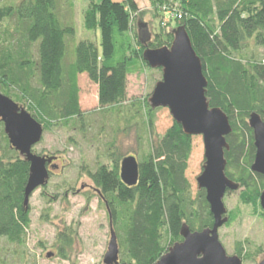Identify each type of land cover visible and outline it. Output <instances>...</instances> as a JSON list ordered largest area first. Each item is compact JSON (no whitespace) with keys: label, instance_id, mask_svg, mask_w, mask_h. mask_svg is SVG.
Instances as JSON below:
<instances>
[{"label":"trees","instance_id":"16d2710c","mask_svg":"<svg viewBox=\"0 0 264 264\" xmlns=\"http://www.w3.org/2000/svg\"><path fill=\"white\" fill-rule=\"evenodd\" d=\"M163 1L156 0L155 7ZM177 1L183 20L180 24L174 22V27L186 28L203 64L210 106L220 108L231 122L232 133L227 137L230 150L225 153L229 165L226 175L240 184V189L227 193H240L246 190L247 182H253L255 174L240 167L247 157L253 160L256 152L249 117L258 113L264 119V0ZM72 2L82 12L87 32L100 29L102 49L100 52L93 41L78 42L75 59L66 71L65 36H74L75 32L74 28L61 25L56 0H20L16 5L0 7V24L16 19L25 28L29 43L40 41L37 66L41 101L56 98L59 120L82 121L85 115L144 100L147 75L144 69H130V64L137 60L145 62L142 57L147 48L170 47L169 42L162 40V30L172 37L175 28L170 24L161 27L156 12L152 22L138 19L137 0ZM156 19L159 32L153 28ZM139 21L147 23L152 33V40L146 45L139 40ZM114 28L120 36L134 37V41L127 46L123 59L111 64ZM257 48L263 50L260 62L255 61L254 54L252 60L243 59L244 52L254 53ZM237 117L240 126L235 121ZM149 130L151 154L148 161L139 163L136 186L122 182L120 161L129 155L119 152L113 169L101 166L88 175L109 218L111 213L114 230L123 233L119 264H155L168 250L164 246L166 231L176 244L182 239L183 224L191 231H202L213 224L206 191L198 184L206 163L203 138L186 135L167 108L156 110ZM0 135L6 144L0 153V238L21 244L31 227L30 206H25L30 164L11 148L4 131ZM233 166L236 174L229 171ZM245 172L249 179L240 177ZM256 177L261 186L255 191L260 194L264 190V176ZM75 246L76 233L71 228L60 230L55 256L70 260Z\"/></svg>","mask_w":264,"mask_h":264},{"label":"rangeland","instance_id":"374dc122","mask_svg":"<svg viewBox=\"0 0 264 264\" xmlns=\"http://www.w3.org/2000/svg\"><path fill=\"white\" fill-rule=\"evenodd\" d=\"M19 1L0 0V7L13 6ZM137 2L138 19L152 22L155 12L158 14L156 0ZM162 3H165L167 12L176 8L174 13L179 10L181 13V5L177 0H164ZM56 14L63 27L74 28L75 32L74 36H65V71L75 59L78 42L93 41L101 52L100 29L95 32L86 31L84 16L74 7L72 0H56ZM157 16L160 21L162 15ZM158 20L153 23L157 32L160 31ZM172 23L170 25L174 29V22ZM162 33V40L172 44L174 35L169 37L164 30ZM25 34V28L16 19H7L0 24V93L24 106L44 126L42 141L34 147V152L41 156L60 157L61 160L59 168L51 171L48 184L38 188L30 196L31 227L23 243L15 244L6 238H0V264H104L111 238L109 214L105 206L101 205L99 196L89 189L82 190V187L91 185L88 175L94 174L101 166L113 169L118 152L136 155L139 163L148 161L152 149L149 121L156 112L152 109L149 98L156 85L162 81L163 72L161 69H151L142 60L134 61L130 64V69H144L148 78L144 100L85 115L82 121L76 118L59 120V115L55 112L58 105L56 98L43 102L40 99L37 66L40 41L29 43ZM132 38L134 37L120 36L114 28L115 51L111 64L123 59ZM253 54L255 61L262 60L261 48H257L254 53L247 50L242 56L248 61L252 60ZM235 119L240 126L238 117ZM1 123L0 131L3 132L4 125L1 126ZM5 146L4 139L0 137V153ZM253 163L254 159L247 157L240 167L252 172ZM248 164L250 166L247 167ZM229 171L234 174L235 166L229 168ZM256 175L254 174L253 182H247L245 191L227 193L223 199L228 222L218 231L219 241L227 255L238 256L242 259V264H260L264 258V210L260 203L264 190L260 194L256 193L255 189L261 186ZM242 176L250 178L247 172L244 175L241 173L240 177ZM65 228H71L76 233L75 250L67 261L55 256L54 247L58 232ZM115 230L120 244L123 233H118L116 228ZM164 237L167 253L175 244L168 231Z\"/></svg>","mask_w":264,"mask_h":264},{"label":"water","instance_id":"95a60500","mask_svg":"<svg viewBox=\"0 0 264 264\" xmlns=\"http://www.w3.org/2000/svg\"><path fill=\"white\" fill-rule=\"evenodd\" d=\"M137 27L140 42L143 45L150 43L152 33L148 24L139 21ZM173 35L170 47L147 48L143 52L142 58L147 65L163 72V79L156 85L149 103L155 110L167 108L186 135L203 138L206 163L198 184L201 190L206 191L214 223L211 228L202 231H191L187 224H183L180 231L182 242L171 247L155 264H242L238 256L227 255L218 235L219 229L228 222L223 199L228 191L240 189V184L226 175L228 162L225 153L230 150L227 137L232 133L231 122L220 108L210 106L203 64L193 49L186 28H175ZM0 120L11 148L30 164L25 189V206H28L32 193L48 184L51 175L49 166L57 158L34 152V147L42 141L44 126L24 106L1 93ZM248 123L253 131L256 151L251 170L264 176V119L258 113H252ZM120 174L125 185H137L139 162L135 156L126 157L121 162ZM260 203L264 210V191ZM110 230L111 238L104 264H119L120 248L111 213ZM260 264H264V258Z\"/></svg>","mask_w":264,"mask_h":264},{"label":"built area","instance_id":"2783aa9c","mask_svg":"<svg viewBox=\"0 0 264 264\" xmlns=\"http://www.w3.org/2000/svg\"><path fill=\"white\" fill-rule=\"evenodd\" d=\"M158 14L162 15V19L160 20L161 27H166L167 25L171 24L172 22H181L183 20L182 13H174L175 9L173 11L167 12V7L165 6V3H158L156 5Z\"/></svg>","mask_w":264,"mask_h":264},{"label":"flooded vegetation","instance_id":"af4514ba","mask_svg":"<svg viewBox=\"0 0 264 264\" xmlns=\"http://www.w3.org/2000/svg\"><path fill=\"white\" fill-rule=\"evenodd\" d=\"M57 159L55 160V161H53V163H52V165L51 166H49V169H50V171H52V170H56V169H58L59 168V162H60V160H61V158L60 157H56ZM84 187V190H87V189H89V190H91V191H94L93 189H92V186L91 185H88V186H83ZM83 190V189H82ZM100 199V198H99Z\"/></svg>","mask_w":264,"mask_h":264}]
</instances>
